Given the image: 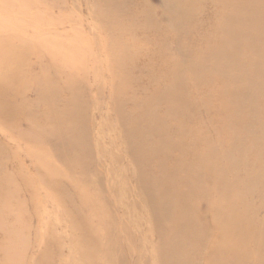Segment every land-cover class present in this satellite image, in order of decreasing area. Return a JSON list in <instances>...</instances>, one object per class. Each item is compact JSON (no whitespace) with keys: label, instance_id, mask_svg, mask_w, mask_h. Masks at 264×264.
Segmentation results:
<instances>
[{"label":"rangeland","instance_id":"obj_1","mask_svg":"<svg viewBox=\"0 0 264 264\" xmlns=\"http://www.w3.org/2000/svg\"><path fill=\"white\" fill-rule=\"evenodd\" d=\"M224 2L0 0V264H264V0Z\"/></svg>","mask_w":264,"mask_h":264},{"label":"bare ground","instance_id":"obj_2","mask_svg":"<svg viewBox=\"0 0 264 264\" xmlns=\"http://www.w3.org/2000/svg\"><path fill=\"white\" fill-rule=\"evenodd\" d=\"M197 1H198V0H197ZM224 1H226V2H224L225 5H226V3L228 4L229 1H230V3L232 2V0H224ZM194 3H195V1H194ZM194 5H195V4H194ZM196 6H197V4H196ZM196 6H194V7H196ZM191 7H192V6H191ZM235 15H236V14H235ZM190 18H191V16H190ZM141 19H142V18H141ZM233 19H234V18H233ZM239 20H240V19H239ZM233 21L235 22V24H230V26L233 27V28H236L237 25L239 24V21H236V20H233ZM243 22H244V21H243ZM143 23L145 24L146 22H143ZM151 24H152V23H151ZM150 26H151V25H150ZM239 26H241V25L239 24ZM150 28H151V27H150ZM221 29L226 30V29H231V28H230V27H225V26H224V28H221ZM239 41H240V40H238V39H237V40H234V42H236V43H238ZM259 48H260V47H259ZM260 52H264V48H263V47H261L260 49H258V53H260ZM255 64H256V68L258 69V64H257V63H255ZM177 66H178V65H177ZM179 66H180V65H179ZM179 66H178V68H179ZM215 68H217V69L220 70V68H218V67H215ZM217 69H216V70H217ZM257 69H256V70H257ZM176 72H178V71H176ZM180 75L182 76V74H180ZM175 76H178V74L175 75ZM175 76H174V77H175ZM181 79H182V78H181ZM183 80H184V79H183ZM183 80H181V81H183ZM179 82H180V81H179ZM184 82H185V81H184ZM185 83H186V82H185ZM179 84H180V83H179ZM30 85H31V84H30ZM221 85H222V84H221ZM170 86H171V85H170ZM219 86H220V85H219ZM172 87H173V86H172ZM219 88H221V87H219ZM162 89H163V88H162ZM249 89H250V88H249ZM251 89H252V88H251ZM171 90H172V89H171ZM171 90H170V91H171ZM237 90H238V89H237ZM162 91H163V90H162ZM173 91H174V90H173ZM182 91H183V90H182ZM220 91H223V90L221 89ZM229 91H230V90H229ZM229 91H227V92H229ZM238 91H239V90H238ZM241 91H242V90H241ZM25 92H26V91H25ZM163 92H164V91H163ZM165 92H166V90H165ZM36 93H39V94H37V96L42 95L40 91H39V92H36ZM159 93L162 94V96H163V93H161L160 91H159ZM229 94H230V93H229ZM157 95H158V94H157ZM166 95H167V93H166ZM166 95L164 94V98L166 97ZM170 95H171V93H170ZM170 95H168V96H170ZM175 95H176V93H175ZM178 95H179V94H178ZM255 95H256V94H255ZM168 96H167V98H168ZM171 96H174L173 93H172ZM171 96H170V97H171ZM220 96H221V95H220ZM223 96H224V95H223ZM39 97H40V96H39ZM41 97H42V96H41ZM229 97H231V99H233L232 101H234V102H235V101L237 100V98H238V96L235 97L234 95H229ZM171 98H172V97H171ZM223 98H224V97H223ZM42 99H43V97H42ZM42 99H41V100H42ZM173 99H174V97H173ZM43 100H44V99H43ZM190 100H191V99H190ZM223 101H225V100H223ZM236 104H237V102H236ZM243 105H244V104H243ZM251 105H252V104H251ZM225 107H226V106H225ZM227 107L229 108L228 105H227ZM244 107H245V105H244ZM222 108H223V107H222ZM223 109H224V108H223ZM220 110H221V108H220ZM252 110H253V109H252ZM219 112H220V111H219ZM256 117H257V116H256ZM259 117H260V115H259ZM259 117H258V118H259ZM255 119H256V118H255ZM260 119L262 120V116H261ZM152 120H153V119H152ZM221 121H222V120H221ZM258 121H259V120H258ZM152 122H153V121H152ZM255 122H256V121H255ZM251 123H252V122H251ZM256 124H257V123H256ZM206 125H207V124H206ZM241 125H242V124H241ZM258 125H259V124H258ZM208 126H209V125H208ZM262 126H263V125H262ZM155 127H158V126H155ZM155 127H154V129H155ZM149 128H150V127H149ZM218 128H219V127H218ZM150 129H151V128H150ZM158 129H160V128H158ZM146 130H148V128H147ZM152 130H153V128H152ZM152 130H151V131L149 130V131L152 132ZM145 132H146V131H145ZM262 132H264V130H262ZM133 133H134V132H133ZM136 133H137V132H136ZM147 133H148V132H147ZM153 133H154V132H153ZM237 133H238V132H237ZM245 133H246V132H245ZM257 133H258V132H257ZM156 134H157V133H156ZM162 134H163V133H162ZM222 134H223V133H222ZM254 135H255V134H254ZM146 136H147V135H146ZM146 136H145V137H146ZM150 136H151V135H150ZM245 136H246V134H245ZM245 138H246V137H245ZM259 139H260V138H259ZM146 140H148V139H146ZM259 141H260V140H259ZM161 143H163V142H161ZM257 143H258V142H257ZM143 145H144V144H143ZM143 145H142V146H143ZM196 145H197V144H196ZM244 145H245V144H244ZM263 145H264V143H263ZM139 146H140V145H139ZM167 147H168V146H167ZM258 147H259V146H258ZM258 147H257V149H258ZM263 147H264V146H263ZM150 148H151V147H150ZM253 148H254V147H253ZM154 149H155V148H154ZM196 149H197V148H196ZM137 150H138V148H137ZM137 150H136V151H137ZM150 150H151V149H149V151H150ZM160 150H163V149L161 148ZM152 152H153V151H152ZM189 152H190V151H189ZM254 152H255V151H254ZM137 153H138V152H137ZM153 153H154V152H153ZM155 153H156V152H155ZM158 153H159V152H158ZM247 154H248V153H247ZM263 154H264V153H263ZM263 154H261V155L263 156ZM166 156H167V155H166ZM195 156H196V155H195ZM251 156H252V155H251ZM241 157H242V155H241ZM213 158H214V160H215V157H213ZM242 159H243V158H242ZM247 160H248V159H247ZM250 160H251V158H250ZM166 161H167V160H166ZM257 161H258V159L256 160V163H257ZM249 162H250V161H249ZM164 163H165V162H164ZM187 164H188V163H187ZM239 164H241V162H240ZM248 164H249V163H248ZM199 165H200V164H199ZM144 166H145V165H144ZM256 167H257V166H256ZM176 168H178V167H176ZM195 168H196V167H195ZM257 168H258V167H257ZM193 170H194V169H193ZM174 171H176V170H174ZM179 171L181 172L182 170H179ZM195 171H196V170H194V173H195ZM197 171H199V170H197ZM180 172H178V173H180ZM182 172H183V171H182ZM262 172H263V171H262ZM171 173H172V171H171ZM174 173H177V172H174ZM174 173H172L173 178L171 179V181L174 179V176L176 175V174H174ZM178 173H177V175H178ZM185 173H186V172H185ZM190 173H192V172H190ZM173 174H174V175H173ZM187 174H188V172H187ZM199 174H200V173H196V176L199 175ZM204 174H205V172H204ZM261 175H262V174H260L259 176H261ZM193 176H194V174H193ZM228 176H229V175H228ZM163 177H165V175L162 176L161 179H163ZM176 177H177V176H176ZM176 177H175V178H176ZM178 177H179V176H178ZM147 178H148L150 181H151V179H153V178L150 179L148 176H147ZM157 178H158V177H157ZM159 178H160V177H159ZM194 178L196 179V178H198V177H193L192 181L194 180ZM154 179H155V178H154ZM167 179H168V178H167ZM198 179H200V178H198ZM198 179H197V181H198ZM238 179H239V178H238ZM164 180H165V179H164ZM174 180H175V179H174ZM174 180H173V182H174ZM179 180H180V179L177 180V178H176V181H179ZM189 180H190V178L188 179V182H189ZM226 180H227V179H226ZM260 180H261V177H260ZM260 180H259V181H260ZM167 181H168V180H167ZM171 181H170V182H171ZM176 181H175V184L177 183ZM184 181H185V180H184ZM195 181H196V180H195ZM199 181H200V180H199ZM199 181H198V182H199ZM234 181H235V180H234ZM262 181H263V179H262ZM161 182H162V180H161ZM179 182H181V180H180ZM179 182H178V186H179V184H181V183H179ZM208 182H209V181H208ZM251 182H252V181H251ZM149 183H150V182H149ZM151 183H152V182H151ZM151 183H150V184H151ZM153 183H154V182H153ZM153 183H152L151 185H154V184H155V183H154V184H153ZM185 183H186V182H185ZM185 183L183 184L184 186H185ZM191 183H194V182H191ZM191 183H190V184H191ZM196 183H197V182H196ZM196 183H195V184H196ZM256 183H257V182H256ZM163 184H164V183H162V185H163ZM165 184H166V183H165ZM175 184H174L173 186H176ZM209 184H210V183H209ZM239 184H240V182H239ZM169 185L171 186V184H169ZM254 185H255V183H254ZM155 186H156V184H155ZM155 186H154V187H155ZM165 186H168V185H165ZM173 186H172V187H173ZM181 186H182V185H181ZM192 186H193V185H192ZM197 186H198V184H197ZM239 186H240V185H239ZM157 187H158V186H157ZM159 187H160V186H159ZM161 187H162V186H161ZM187 187H188V186H187ZM194 187H195V186H193V188H194ZM201 187H202V186H200V188H201ZM167 188H168V187H167ZM173 188H174V187H173ZM176 188H177V186H176ZM157 189H158V188H157ZM162 189H163V188H162ZM162 189L160 188V190H162ZM164 189H166V187H165ZM174 189H175V188H174ZM174 189H173V190H174ZM178 189H179V188H178ZM178 189H177V190H178ZM186 189H187V188H186ZM198 189H199V188H198ZM198 189H197V190H198ZM210 189H211V188H210ZM251 189H252V186H251V187H247V189H246V193H245V194H246V197H247V198L250 196ZM257 189H258V188H257ZM189 190H190V189H189ZM189 190H188V191H189ZM192 190H193V189L191 188V190H190L189 192L187 191V194H188V193L191 194V193H192V192H191ZM197 190H196V191H197ZM202 190H203V189H202ZM202 190H201V191H202ZM156 191H157V190H156ZM180 191H181V190H180ZM198 191H199V190H198ZM210 191H211V190H210ZM231 191H233V190H231ZM261 191H262V189H261ZM158 192H159V191H158ZM161 192H162V191H160L159 194H160ZM178 192H179V191H178ZM181 192H182L181 195H183V191H181ZM181 192H180V193H181ZM184 192H185V191H184ZM207 192H208V191H207ZM168 193H169V192H168ZM168 193H167V194H168ZM171 193H172V194H173V193L177 194V192H171ZM196 193H197V192H196ZM162 194H163V193H162ZM167 194H165V195H167ZM193 194H194V191H193L192 195H193ZM155 195H156V194H155ZM192 195H190V196H192ZM195 195H196V194H195ZM211 195H212V194H211ZM159 196H160V195H159ZM174 196L176 197V200H177V195H174ZM202 196H203V195H202ZM253 196H254V195H253ZM253 196H252V197H253ZM161 197H162V196H161ZM163 197H164V195H163ZM186 197H187V196H186ZM193 197H194V199H195V196H193ZM208 197H209V194H208ZM189 198H190V197H189ZM189 198H188V199H189ZM241 198H242V197H241ZM241 198H240V200H243V199H241ZM174 199H175V198H174ZM192 199H193V198H192ZM192 199H190V200H192ZM197 199H198V198H197ZM197 199H196V200H197ZM208 199H209V198H208ZM252 199H253V198H252ZM209 200H210V199H209ZM236 200H237V199H236ZM248 200H249V199H248ZM161 201H162V198H161ZM182 201H184L183 198H182ZM182 201L180 200L181 203H182ZM185 201H186V200H185ZM202 201H204V200H202ZM205 201H206V199H205ZM178 202H179V199H178ZM193 202L195 203L194 200H193ZM209 202H210V201H209ZM252 202H253V201H252ZM185 203H187V201H186ZM188 204H189V203H188ZM190 204H192V203H190ZM202 204H203V202H202ZM176 205L178 206L179 204L177 203ZM184 205H185V204H184ZM186 205H187V204H186ZM205 205H207V204L205 203ZM245 205H246V204H245ZM253 205H254V204H253ZM253 205H252V206H253ZM179 206H180V205H179ZM181 206H182V205H181ZM181 206H180V207H181ZM191 206H192V205H191ZM193 206L195 207V205H193ZM196 206H197V205H196ZM198 206H199V205H198ZM211 206H212V205H211ZM188 207H190V205L187 206V212H188ZM199 207H200V206H199ZM182 208H183V209H181V208H180V209H181L182 211L184 210V212H185L186 209H184V207H182ZM191 208H192V207H191ZM191 208H190V209H191ZM205 208H206V206H205ZM207 208H208V205H207ZM239 208H241V207H239ZM244 208H245V207H244ZM248 208H249V207H248ZM180 209H179V210H180ZM194 209H195V208H194ZM197 209H198V208H197ZM251 209H252V208H251ZM263 209H264V208H263ZM181 210H180V211H181ZM248 210H249V209H248ZM248 210H247V211H248ZM255 210H257V208H256ZM261 210H262V209H261ZM192 211H193V208H192ZM209 211H210V210H209ZM235 211H236V210H235ZM258 211H259V210H257V212H258ZM262 211H263V210H262ZM184 212H183V213H184ZM187 212H185V213H187ZM190 212H191V211H190ZM193 212H194V211H193ZM233 212H234V211H233ZM236 212H237V211H236ZM240 212H242V211H240ZM183 213H182V215H184ZM195 213H196V212H195ZM198 213H199V211H198ZM258 213H260V212H258ZM188 214H189V213H187V215H188ZM190 214H192V213H190ZM193 214H194V213H193ZM193 214H192V215H193ZM202 214H203V213H202ZM235 214H236V213H235ZM192 215H191V216H192ZM194 215H195V214H194ZM194 215H193V216H194ZM199 215H201V214L199 213ZM240 215H241V214H240ZM249 215H250V214H249ZM259 215H260V214H259ZM259 215H258V216H259ZM166 216H168V215L166 214ZM166 216H164V218H166ZM184 216H185V215H184ZM195 216H196V215H195ZM197 216H198V214H197ZM179 217H180V216H179ZM185 218L190 219V218H188L187 216H186ZM194 218L196 219V217H194ZM166 219H167V218H166ZM180 219H181V218H180ZM197 219H198V217H197ZM199 219H200V218H199ZM227 219H228V217H227ZM249 219H250V218H249ZM181 220L183 221V219H181ZM193 220H194V219H193ZM210 220H211V219H210ZM178 221H179V220H178ZM178 221H177V222H178ZM188 221H189V220H188ZM194 221H195V220H194ZM224 221H225V217H224ZM258 221H259V220H258ZM160 222H161V221H160ZM164 222H165V221H164ZM190 222H191V220H190ZM195 222H198V221L196 220ZM195 222H194V224H195ZM199 222H200V221H199ZM199 222H198V223H199ZM238 222H239V221H238ZM162 223H163V222H162ZM180 223H181V221H180ZM184 223H186V219L184 220ZM209 223H210V222H209ZM235 223H237V222H235ZM258 223H259V222H258ZM182 224H183V223H182ZM194 224L192 223V225H194ZM199 224H200V223H199ZM199 224H198V226H200V225L203 226V225H204V223H202L203 225H202V224L199 225ZM206 224H207V223H206ZM223 224H224V223H223ZM226 224H227V223H226ZM255 224H256V223H255ZM262 224H263V228H260L259 234L255 233V229H254L255 227H254V228L252 229V231H251V236H252L253 240H254L255 242L259 243V247H260V248H261V247L264 248V220H263V223H262ZM178 225H180V224L178 223ZM183 225H184V224H183ZM186 225H188V224H186ZM186 225H185V226H186ZM192 225H191V223H190V226H192ZM188 226H189V225H188ZM195 226H197V224H195ZM195 226H194V227H195ZM209 226L211 227L210 224H209ZM225 226H226V225H225ZM229 226L231 227V228L229 229V231H231V240H233L234 237H236V235H239V232L241 231V229H240V227H238V228H239V231H237V228L235 229V227L232 226L231 224H230ZM239 226H240V225H239ZM242 226H243V225H242ZM186 227H187V226H186ZM192 227H193V226H192ZM226 227H227V226H226ZM256 227H257V226H256ZM261 227H262V225H261ZM197 228H198V227H197ZM204 228H205V227H204ZM207 228H208V227H207ZM178 229H179V228H178ZM182 229H183V228H182ZM184 229H185V228H184ZM184 229H183V230H184ZM191 229H192L191 231H193V228H191ZM199 229H201V228L199 227ZM231 229H232V230H231ZM248 229H249V228H248ZM183 230H182V231H183ZM202 230L206 231L205 229H202ZM222 231L225 232V230H222ZM245 231H246V229H245ZM189 232H190V230H189ZM193 232H195V231H193ZM200 232H201V230H200ZM207 232H208V231H207ZM207 232H206V233H207ZM209 232H212V230L209 231ZM209 232H208V233H209ZM214 232H215V231H214ZM214 232H213V233H214ZM257 232H258V231H257ZM190 233H191V232H190ZM197 233L199 234V236L202 234V233L200 234L198 231H197ZM204 233H205V232H203V234H204ZM193 234H194V233H193ZM222 234H223V233H222ZM241 234H242V233H241ZM256 234H257V235H256ZM182 235H183V233H182ZM194 235L196 236L197 234H194ZM204 235H205V234H204ZM206 235H208V234H206ZM223 235H224V234H223ZM233 235H234V236H233ZM184 236H185V234H184ZM197 236H198V235H197ZM248 236H249V235H248ZM187 237H188V236H187ZM207 237H208V236H207ZM210 237H211V236H210ZM178 238H179V236L176 234L175 237H173L172 239H170V240L168 241V244L166 245V249H167V247H168L169 245L172 244V242H177L178 240H180V238H179V239H178ZM185 238H186V236H185ZM197 238H198V237H197ZM197 238H196V239H197ZM201 238H202V236H201ZM204 238H205V237H204ZM182 239H183V238H182ZM199 239H200V237H199ZM209 239H210V238H209ZM211 239H212V238H211ZM241 239H242V238H241ZM163 240H164V239H163ZM193 240H194V239H193ZM194 241H195V240H194ZM198 241H199V240H198ZM207 241H209V240H207ZM210 242H211V241H210ZM246 242H247V241H246ZM161 244H162V243H161ZM165 244H166V243H165ZM243 246H244V244H243ZM208 247H209V246H208ZM242 250L245 251L244 247H243ZM162 251H163V250H162ZM165 251H166V250H165ZM260 251H263V250L256 248V254H257L258 256H259V252H260ZM178 252H180V251H179V250H174L173 255H171V257H173V259H171V258L167 255L168 258L171 259V261H172L173 264H178V263L176 262V261H178V260H176V258L178 259V254H179ZM231 252H232V249H231ZM233 252H234V251H233ZM233 252H232V253H233ZM263 254H264V253H263ZM236 255H237V254H236ZM245 256H246V255H245ZM238 257H240V256H238ZM259 257H260V256H259ZM262 258H264V257H262ZM179 259H180V258H179ZM260 260H261V259H260ZM194 261H196V260H194ZM258 261H259V258H258ZM185 262H187V260H186ZM231 263H232V261H231ZM180 264H181V263H180ZM245 264H246V263H245Z\"/></svg>","mask_w":264,"mask_h":264}]
</instances>
